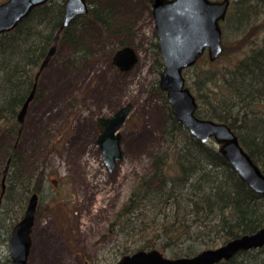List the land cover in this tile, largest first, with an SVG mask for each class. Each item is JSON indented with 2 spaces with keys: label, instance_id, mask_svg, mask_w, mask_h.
Segmentation results:
<instances>
[{
  "label": "rangeland",
  "instance_id": "rangeland-1",
  "mask_svg": "<svg viewBox=\"0 0 264 264\" xmlns=\"http://www.w3.org/2000/svg\"><path fill=\"white\" fill-rule=\"evenodd\" d=\"M236 1L231 0L227 18L221 23L222 55L210 61L205 53L185 71L187 84L195 95V79L208 69L221 85L209 83L219 97L227 69L262 43L264 11L238 29L232 17ZM89 2L92 7L116 4L114 25L107 28L93 22L85 27L83 37L91 55L84 62L73 63V47L58 45L55 58L41 75L38 95L29 105L22 124L20 150L26 158L24 169L35 168L46 176L45 187L39 193L28 264H115L122 244V247L139 245L110 231L111 223L149 168L151 155L167 146L160 139L164 111L162 98L155 89V80L160 75L154 69L153 42L158 39L150 1ZM121 36L129 39L139 57L128 71L113 63L116 51L121 48ZM223 93L226 94V89ZM128 102L133 108L120 128L123 157L109 171L97 143L98 117L111 116ZM251 108L264 113V102L247 105V109ZM211 143L216 145L213 140ZM5 164L0 160V172ZM9 216L5 212L0 215V264H12L9 238L15 224ZM189 245L197 250L200 247L193 242L181 247L188 250ZM158 249L174 258L171 249L164 250L161 246ZM258 256L264 258V248Z\"/></svg>",
  "mask_w": 264,
  "mask_h": 264
},
{
  "label": "trees",
  "instance_id": "trees-1",
  "mask_svg": "<svg viewBox=\"0 0 264 264\" xmlns=\"http://www.w3.org/2000/svg\"><path fill=\"white\" fill-rule=\"evenodd\" d=\"M64 2L50 0L35 8L15 29L0 35V160L7 164L11 159L6 190L2 193L0 189V215L1 212L10 215L13 225L24 213L31 194L40 193L45 187L46 176L35 168L24 169L26 158L20 150L24 126L18 122L17 113L54 44L64 18ZM235 4L232 17L238 29L264 11V0H237ZM116 6L113 3L90 6L87 15L75 18L62 31L59 44L73 47V63L84 62L91 55L83 37L85 27L93 22L112 27L117 18ZM121 37L120 47L131 44L126 36ZM153 52L154 69L160 75L164 63L157 40L153 42ZM201 73L194 82L199 102L197 115L227 122L264 172V113L247 109V105L264 102V37L261 45L227 69L219 97L209 84H217L215 73L208 69ZM158 84L159 78H156L155 89L162 98L164 111L160 139L167 146L151 155L149 168L140 176L111 223L110 231L139 243L123 247L122 244L117 258L160 246L171 249L174 257L192 256L201 248L216 247L264 225V195L254 192L239 177L215 144L201 142L189 134L176 120L166 93ZM37 95L38 89L35 98ZM250 113L255 115L250 117ZM0 177L2 182L3 171ZM187 242L200 247L197 250L189 245L184 250L181 245ZM263 248L239 252L229 261L217 264H263L264 258L258 256Z\"/></svg>",
  "mask_w": 264,
  "mask_h": 264
},
{
  "label": "water",
  "instance_id": "water-1",
  "mask_svg": "<svg viewBox=\"0 0 264 264\" xmlns=\"http://www.w3.org/2000/svg\"><path fill=\"white\" fill-rule=\"evenodd\" d=\"M50 0H5L0 3V35L15 29L32 11ZM155 20L158 51L164 63L159 88L166 93L172 113L194 138L201 142L214 140L219 152L228 160L239 177L256 193L264 195V172L241 144L238 134L224 121L197 115L199 102L187 85L185 70L193 67L208 54L215 61L224 51L222 21L226 19L231 0H149ZM64 18L55 35L54 44L43 59L35 75L34 86L17 113L24 123L30 103L36 96L42 71L57 52L62 31L72 21L90 10L88 0H65ZM138 53L130 45L118 49L113 63L128 71L138 62ZM133 104L128 102L111 116H99L97 143L109 171H113L123 157L122 134L119 131L130 115ZM8 160L2 177V193L10 168ZM2 199L0 198V204ZM39 204L38 192H33L23 217L13 226L9 238L12 264H28L33 244V229ZM264 247V225L257 231L242 234L226 243L199 251L192 256L167 257L158 248L140 249L121 256L115 264H217L229 261L239 252ZM264 264V263H263Z\"/></svg>",
  "mask_w": 264,
  "mask_h": 264
}]
</instances>
